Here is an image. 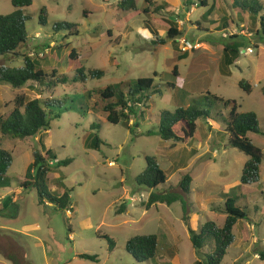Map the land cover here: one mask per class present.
<instances>
[{
  "label": "rangeland",
  "instance_id": "1",
  "mask_svg": "<svg viewBox=\"0 0 264 264\" xmlns=\"http://www.w3.org/2000/svg\"><path fill=\"white\" fill-rule=\"evenodd\" d=\"M120 1L34 0L24 9L29 17V41L19 48L21 54L38 56L48 74L56 69L72 79L77 68L84 66L86 70L102 69L105 75L86 82L70 81L52 90L33 81L21 88L0 82L2 117L12 112L19 93L31 99L52 97L61 101L59 118L52 121L48 131L24 139L0 132L1 148L13 155L9 184L4 187L12 193L5 203L0 191V230L15 237L31 264H194L205 259L213 246L204 248L203 255L196 252L181 201L146 207L151 190L139 186L136 177L146 168V157L155 155L169 176L159 186L160 191L177 187L186 174L192 176L188 216L197 232L207 221L224 224L229 197L236 198V205L247 212V218L235 225V241L221 264H264V38L256 34L264 12L255 20L248 13L242 21L232 0H206V6L198 5L199 0H152L156 5L137 0L136 12L121 9ZM163 3L168 7L154 10ZM261 4L264 6V0ZM44 6L49 12L46 25L40 23ZM146 6H150V14L143 11ZM212 8L205 19L204 13ZM14 10L12 0H0V13ZM153 17L178 21L181 38L169 39L164 25L155 20L159 38L166 40L156 43L151 28H145ZM59 22L77 24L80 33L67 37L69 29L61 28L54 34ZM225 32H229L228 37ZM234 35L244 45L237 60L227 66L223 49ZM249 47L253 53L247 51ZM72 49L77 50V60L70 58ZM176 52L189 54L172 61ZM0 64L20 67L24 59L14 55L1 58ZM155 72L161 93H149L145 103L137 104L129 125L125 120L109 122L94 109L99 100L95 90ZM243 79L251 84L250 93L241 88ZM212 94L236 101L240 112L257 113L261 132L248 135L263 152L258 182L240 186L248 156L229 144L223 116H228L232 104L225 106ZM191 104L208 110L210 118L197 120L192 138L162 139L158 134L160 113ZM97 133L99 148H90ZM40 140L58 160L73 158L71 164L61 167L56 161L50 162L48 184L55 195L72 189L71 211L59 209L49 198L39 204L37 188L21 186L34 151L41 149ZM149 234L158 236L156 260L138 262L126 250L127 241ZM80 254L97 255L98 261L81 258ZM0 264L14 262L0 251Z\"/></svg>",
  "mask_w": 264,
  "mask_h": 264
},
{
  "label": "trees",
  "instance_id": "2",
  "mask_svg": "<svg viewBox=\"0 0 264 264\" xmlns=\"http://www.w3.org/2000/svg\"><path fill=\"white\" fill-rule=\"evenodd\" d=\"M34 0H12L15 10L9 14L0 13V59L10 58L14 55H22L24 65L9 66L0 64V82L11 84L15 88H21L33 81L40 85H44L47 89H54L60 84L73 82H86L88 79H100L105 75L102 69H88L84 66L78 67L76 75L71 79L66 74H59L54 69L51 74H48L40 63V58L32 54H21V47L27 44L28 30L27 21L28 15L24 9L33 4ZM234 5H238L240 11V19L243 21V16L250 14L254 20L257 16L264 12V6L261 0H232ZM147 5H156L152 0H145ZM137 0H121L119 6L125 11H138ZM208 5L206 0H199L198 5ZM164 7H168L167 3L157 5L155 11H160ZM143 11L147 14L151 13L150 6L144 7ZM213 8L204 13V18H209ZM49 12L46 6L41 9L40 23L46 25L48 23ZM159 21L167 30L169 39L175 40L181 38L182 30L178 21L170 18L153 17L145 23V28H151L150 31L154 34L156 43H165V39L159 38L155 24L153 21ZM228 21V19H226ZM201 26L200 21L197 22ZM260 28L256 34L264 38V15L259 18ZM61 28L69 29L68 36L78 35L80 33L77 24L71 22H59L54 26V34L60 31ZM156 36V37H155ZM66 37V36H65ZM238 35L230 36L225 43L223 49V59L227 66L233 64L240 53V49L244 43L238 39ZM61 49V46L59 47ZM76 49H72L70 58L77 60L79 58ZM77 53V54H76ZM188 52L179 55L175 54L172 61L182 60L188 57ZM178 66L175 65L173 72L178 74ZM155 72L153 76L141 77L136 81H122L117 84H111L103 89L95 90L98 93L99 100L94 104V109L99 110L106 115L109 122L118 124L125 120L126 125H129L131 115L136 114L135 106L141 105L149 98V93H161L156 84ZM240 86L246 92L252 91L251 84L243 79L240 81ZM264 92V88H263ZM93 93V92H91ZM209 93V92H208ZM210 94V93H209ZM215 101L224 102L225 106L232 104V108L227 117L223 116V121L226 124L225 130L229 134V144L248 156V160L242 171L240 186L256 183L261 178V164L263 161L262 150L253 143L249 137V133H260L259 117L254 111L240 112L236 101L225 100L217 95L212 94ZM14 108L7 117L0 116V132L2 135H8L12 138H28L39 134L42 131H48L51 128V123L54 119L59 118L57 110L61 108V101L55 100L52 97L29 98L25 93L16 95ZM199 118L209 119L210 113L206 109L191 104L186 107H178L173 112L163 110L160 113L158 134L164 140L184 141L187 138H192L197 130V120ZM132 130V127L129 126ZM149 135L154 134L148 132ZM100 137L98 133L93 142L89 144L90 148L98 149ZM41 149L34 151L33 161L27 168L25 180L21 182L24 189L36 187L39 195V204L44 203L45 198H49L51 203L61 210H73L71 192L72 189L66 190L61 195L48 190L50 173L52 172L51 161H56V166H66L73 162V158L58 160L57 154L52 149H47L43 140H40ZM146 168L136 177V182L139 186L151 190L146 202L147 209L159 203L171 205L176 201H181L184 210V219L188 224L190 239L196 252L200 255L206 247H211V252L202 258L195 261L194 264H221L224 257L228 253L229 247L235 241L234 227L239 220L247 218V212L237 206V199L229 197L226 202V219L224 224L218 225L214 221H207L201 226L197 232L190 222L188 194L191 191L192 176L186 174L181 179L177 187H171L168 191H160L159 186L167 182L169 176L161 167L158 156L148 155L146 157ZM13 163V155L10 151L2 149L0 145V188L6 187L9 184L8 172ZM178 188L180 192H172ZM2 212V210H0ZM158 236L156 234L137 235L127 241L126 250L138 262L155 261L158 249ZM0 251L12 260L14 264H31L24 248L19 245L15 237L9 233L0 230ZM264 257V253L262 254ZM79 257L98 261L97 255L80 254Z\"/></svg>",
  "mask_w": 264,
  "mask_h": 264
},
{
  "label": "crops",
  "instance_id": "3",
  "mask_svg": "<svg viewBox=\"0 0 264 264\" xmlns=\"http://www.w3.org/2000/svg\"><path fill=\"white\" fill-rule=\"evenodd\" d=\"M0 191H1V194H2V197H1V199H2V203H5L6 200H7L8 198H10L12 192H11V191H8V190L5 189L4 187H3V188H0ZM0 203H1V201H0Z\"/></svg>",
  "mask_w": 264,
  "mask_h": 264
},
{
  "label": "built area",
  "instance_id": "4",
  "mask_svg": "<svg viewBox=\"0 0 264 264\" xmlns=\"http://www.w3.org/2000/svg\"><path fill=\"white\" fill-rule=\"evenodd\" d=\"M228 33H229V32H225L224 35H225L226 37H228ZM247 51H248L249 53H253V52H254V49H253L252 47H249V48H247ZM110 164H114V162H110Z\"/></svg>",
  "mask_w": 264,
  "mask_h": 264
}]
</instances>
